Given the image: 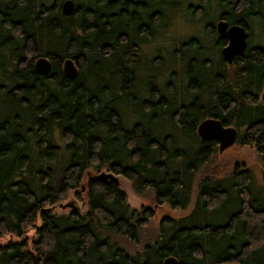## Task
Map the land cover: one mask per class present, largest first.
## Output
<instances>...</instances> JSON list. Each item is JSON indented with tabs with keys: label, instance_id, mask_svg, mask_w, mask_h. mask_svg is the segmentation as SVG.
Returning a JSON list of instances; mask_svg holds the SVG:
<instances>
[{
	"label": "trees",
	"instance_id": "16d2710c",
	"mask_svg": "<svg viewBox=\"0 0 264 264\" xmlns=\"http://www.w3.org/2000/svg\"><path fill=\"white\" fill-rule=\"evenodd\" d=\"M61 1L0 0V264H264V188L219 167L216 140L196 130L215 116L264 157V0H76L69 14ZM222 5L249 31L234 63L196 56L177 79L174 62L147 56L171 28L191 32L177 19L198 33ZM117 174L186 212L141 240L154 208L132 207ZM69 192L86 207L54 209Z\"/></svg>",
	"mask_w": 264,
	"mask_h": 264
},
{
	"label": "flooded vegetation",
	"instance_id": "af4514ba",
	"mask_svg": "<svg viewBox=\"0 0 264 264\" xmlns=\"http://www.w3.org/2000/svg\"><path fill=\"white\" fill-rule=\"evenodd\" d=\"M63 1L64 0L61 1V12L62 13H63V11H62ZM71 1L73 3V6H75L76 0H71ZM196 8L199 9V12L203 10V8L201 6H196ZM63 14H65V13H63ZM206 15L207 14L205 13V16ZM231 16H233V15H232V13H230L226 9V5H222V8L218 11L215 19L211 23H209V21H206L204 23V25L201 28H199L198 33L190 32L189 34H185L184 37H180L181 35L180 36L176 35V32L174 31L175 29L171 28L170 30H168L169 32L166 34V37L164 39L165 42L163 40V41H161V43H157L156 46L148 47V49L151 51H148V54L147 53L146 54H147V56L151 57V61H154V62L158 61V58H159V60H161V59L168 60L169 59L171 61V63L174 62V68L171 70V72L173 73V75L177 76V79H179V77H180V68L182 67V65L191 61V59H193L196 56H198V57L200 56L203 60H205L206 62H209L211 64V66H213V65L217 66L219 63V60L220 61L222 60L225 64L230 65V64L234 63V59L246 48V46L250 40V36L248 34L249 33L248 29H246V27H244L237 20L232 19ZM219 21L226 22V29L232 25L239 24L245 30V41H246L245 47L241 52L233 53L230 57V60L227 59V57L222 52V48L228 44L229 38H228V35L226 33V30L219 31L218 26H217ZM209 26H211L212 28H209ZM210 31H211V34H209ZM151 36H150L149 40L147 41L146 45H149V43L153 42V39H154L153 33L151 34ZM166 41L169 45L172 44V47L166 49V45H165ZM195 42H197L198 46H193V45H196ZM189 45H191V46H189ZM143 46H144L143 44H139V46H138V49L140 50L139 53L142 54V55H140L141 58L144 57L143 54L145 53ZM194 47H196V48L193 49ZM183 49H185V50L183 51ZM66 59H69V62H70L71 68H72V75H68L63 68L64 62ZM66 59H64L62 61L63 72L70 77L76 76L78 74V68H79L77 61L74 59H70V58H66ZM33 67H34V63H33ZM34 69H35V67H34ZM50 69H51V67H50ZM35 71H36V69H35ZM199 121H198V123H199ZM224 125H232V124H224ZM234 127L237 130V136H236V140L234 142V143H236L240 130L236 126H234ZM196 130H197V125H196ZM214 140H216L217 147H218V140L216 138H214ZM222 151H224V150H222ZM258 157H259L260 165H259L258 169H256V170H254L253 168H251L248 165L244 166V165H242V163H240L238 161H234L233 166L238 165L244 169H249L251 174H252L254 184L256 186H260V187L264 188V157H261V156H258ZM156 206H157V204L154 203V207H156Z\"/></svg>",
	"mask_w": 264,
	"mask_h": 264
},
{
	"label": "rangeland",
	"instance_id": "374dc122",
	"mask_svg": "<svg viewBox=\"0 0 264 264\" xmlns=\"http://www.w3.org/2000/svg\"><path fill=\"white\" fill-rule=\"evenodd\" d=\"M190 25V28L188 27ZM176 29L179 30L178 33H181L182 31H188L187 29H190L191 32L194 31L195 26H191V24H188L186 20H180L177 19L176 21ZM189 31V32H190ZM177 34V33H176ZM259 154L257 153L256 149L252 146H248L245 144H240L238 141L231 146L224 149L222 152H218V155L216 156V163H218L219 167L224 168L225 170H229L233 165L234 161H238L242 163L244 166H250L254 170L258 169L260 165L259 161ZM107 172V171H103ZM256 172V171H255ZM114 175V174H113ZM121 186V188L126 192L127 194V201L128 203L134 207V208H140L143 206H153L154 208V214L153 216L148 220L146 225L141 229V240L146 241L151 238L152 234L155 232L158 222L160 218L164 215H180L186 212L187 209H180L175 208L172 209L167 204H163L162 206H156L154 207V203L152 200V196L150 192L145 193H136L134 189L132 188L129 180L122 176L117 174L115 176ZM75 201L77 204L76 206L84 209L86 207L84 201L77 198L73 193H68L66 196V199L59 202V205H55L56 210L58 211H68L69 208L66 207L64 204H68L69 201ZM29 233H32V229L29 230ZM9 235H3L0 236V243L5 241L7 238H9Z\"/></svg>",
	"mask_w": 264,
	"mask_h": 264
},
{
	"label": "water",
	"instance_id": "95a60500",
	"mask_svg": "<svg viewBox=\"0 0 264 264\" xmlns=\"http://www.w3.org/2000/svg\"><path fill=\"white\" fill-rule=\"evenodd\" d=\"M73 9V3L71 0H64L62 3V11L65 14H69ZM219 31L226 30L229 38L228 44L222 48L223 54L230 60L233 53L241 52L246 44L245 41V30L239 25L235 24L226 29V22L219 21ZM34 67L40 74H46L50 70L51 62L47 56L40 55L34 60ZM65 72L68 75H72V68L69 59H66L63 66ZM260 99L264 104V88L261 90ZM197 132L202 139L209 140L216 138L218 140V151L221 152L236 140L237 130L233 125H224L220 119L214 116H207L199 121L197 124ZM103 175L107 177L113 175L110 172H101L99 176ZM83 188V187H82ZM161 264H178L177 258L170 254L166 255ZM214 264H240L236 261H219Z\"/></svg>",
	"mask_w": 264,
	"mask_h": 264
}]
</instances>
